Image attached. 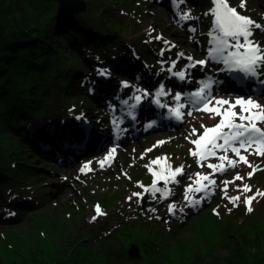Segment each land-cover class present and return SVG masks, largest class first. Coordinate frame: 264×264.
I'll return each instance as SVG.
<instances>
[{
  "label": "rangeland",
  "instance_id": "1",
  "mask_svg": "<svg viewBox=\"0 0 264 264\" xmlns=\"http://www.w3.org/2000/svg\"><path fill=\"white\" fill-rule=\"evenodd\" d=\"M83 1L84 10L73 15L85 12L87 7L92 5V8L88 9L91 10V14L101 16L103 22L107 23L103 14L106 10L107 13L116 16L115 19L122 28L120 29L122 32L117 34L120 41L130 46V43L134 44L142 39L150 50L152 47L162 50L160 51L163 62L148 53L147 48L145 49L147 58L145 61L141 59L145 66L150 62L153 63L150 67L156 66L154 71L158 77L154 76L151 85L147 87L137 85L133 79L124 77L122 80L129 86L121 85L126 88L134 85L139 91L151 92L155 85L165 82L162 84L169 91L164 98L165 103L173 99L175 88L192 87L196 84V78L208 75L206 62L200 52H206L207 58L206 54L212 45V33L219 36L221 44L219 49L224 48L225 39L235 38L236 47L259 58L258 62L264 69V7L260 5V0L222 1L230 7L229 12H234L236 14L234 16L241 21L238 28L237 25H233L234 18L225 15L227 23H230V27L227 26L228 32H224L216 20L214 0H180L175 21L169 17L171 5L159 4L157 0H116L120 5H115L114 0ZM131 1L132 8L128 7ZM11 2L17 14L31 13L33 16L46 14L43 21L48 15L57 13V0H11ZM181 4L183 10H180ZM190 4L198 5V17L201 18L203 27L196 25V22H199L198 17L187 10ZM68 14L61 12L57 18L48 22L49 26L65 24L62 15ZM185 17L188 20L183 23L182 19ZM83 21L92 29L93 25L88 19L84 18ZM192 32L199 33L191 34ZM82 38L80 44L84 48L89 64L97 57V53L90 37ZM177 55L181 59L185 58L183 64ZM138 57L142 58L139 52ZM69 59L72 61L64 64V69H69L71 73L76 70L83 74L91 73L92 65L86 66L81 60L79 63L74 56ZM194 60L202 65L201 72L193 77L195 78L193 82L188 83V79H185L181 85L177 84V73L171 79V69H184ZM221 60L225 64V60ZM165 75L168 76L167 79L163 78ZM215 75L224 80L220 87L226 91L223 97L232 95L230 88L233 85L227 84L229 78L226 71L218 74L216 72ZM259 77L264 78V73H259ZM116 79L119 81L121 77L117 76ZM170 81H174L175 84ZM56 91L58 96L60 88L57 87ZM137 91L128 92L130 101L134 100L132 96ZM260 92L263 99L254 98L253 107L240 105L239 99L245 96L237 95L235 99L239 107L232 117L241 120L240 115L246 112L250 116L257 111L264 113V96L261 89ZM216 95L218 93L214 91L210 98ZM150 96L151 94L146 99L148 104ZM75 97L77 98L56 97V102L44 107L40 119L46 118L45 124L42 121V125L46 127L48 125L47 128L54 134L58 129L72 127L73 123L77 126L75 120L78 119L83 127L76 129L78 131L76 136L66 133L64 135L66 137L60 138L56 134L57 138H60L58 144L50 145L44 140L45 147L40 146V150L30 148L26 139L20 141L19 138L13 137L16 140L14 152L27 159L30 173L25 175L27 179L22 182L13 183L11 180L7 183L6 186L12 191V196L4 192L6 186L3 188L0 186L1 215L7 214L9 217V214H12L10 207L6 206L9 204L26 209L20 210L25 213L21 222L12 227H0L2 257L6 259L13 257V247L25 251L35 244H45L48 247V242L57 244L66 239L72 241L82 236H87V239L93 238L95 231L91 227L102 225L108 219L117 220L116 227L121 230L120 236L117 235L119 238L116 236L118 242L112 247H123L127 253L130 245L134 244L141 255L149 250V247L154 246L153 240L159 243V249L166 250L163 254L168 263L201 264L204 261L212 263L211 259L214 256L225 258L229 253H234L235 249V252L242 251L245 256L251 258L257 251L264 249V196L260 189L261 186L264 188V149L234 151L215 143L212 145L214 155L202 156L196 152L193 145V139L198 134H204L206 129L213 130L220 126L219 129L224 128L222 113H218L211 123L195 111L181 110L179 114L183 119L179 126L167 131L146 133L130 144H125L124 148L120 146L116 151L101 154L105 144L109 143L107 144L109 147L114 140V137L108 136L109 130H113L114 126L113 124L107 126L110 113L104 115L102 109L95 103L89 99L87 102L84 101L83 98L86 96L82 94L77 93ZM123 98L125 96L117 100L120 101L122 110L123 106H127L126 103L122 104ZM257 103H260L261 107H258ZM80 105L84 106V110ZM113 106L120 108L117 102ZM107 107L111 108L112 104H108ZM70 112H75L79 117ZM138 114H141L138 119L140 122L142 110ZM115 115L118 116L117 113ZM122 116L126 118V113H122L120 117ZM86 121L96 122L103 129L95 126L93 134L90 137L86 136L83 130L89 126ZM218 122L221 124L218 125ZM257 122L264 128V121ZM30 123L32 121L27 124ZM83 140L94 141L97 147L86 153L78 152ZM158 140L159 143L156 144ZM125 141L126 137L121 143ZM118 142L120 143L119 140ZM135 146L139 150H135ZM76 148L78 149L75 150ZM41 149L48 150L42 153ZM98 150H101V153ZM244 152H247L248 159H241L245 155ZM128 153L130 155L123 160V155ZM227 154H231L234 160L229 158L223 162ZM107 158H113L111 165L106 164ZM14 161L16 163L17 159L0 157V168H12L15 165ZM85 167H89L90 171L84 173L82 168ZM148 168L151 172L147 171ZM161 177L165 178V181H161ZM26 201L32 204L28 205ZM141 202L152 206L143 209ZM32 206L33 210L30 209ZM235 241L237 245L233 248Z\"/></svg>",
  "mask_w": 264,
  "mask_h": 264
},
{
  "label": "trees",
  "instance_id": "2",
  "mask_svg": "<svg viewBox=\"0 0 264 264\" xmlns=\"http://www.w3.org/2000/svg\"><path fill=\"white\" fill-rule=\"evenodd\" d=\"M129 4L128 7L132 8L133 2ZM115 5L120 3L116 2ZM91 8L92 5L88 6L85 12L80 13L93 25L91 32L86 36L90 37L95 51L112 61V65L116 67L118 62L114 57L117 53L116 42L119 38L117 32L107 28L106 24L110 23V27L114 29L122 28L116 21L115 15L112 16L105 10L103 14L107 19L106 23L101 16L91 14V10H88ZM60 13L54 12L43 21L46 14L39 16H33L31 13L17 14L11 0H0V157L17 159L12 168H0L2 188L11 180L13 183L22 182L26 178L25 175L30 173V164L27 159L14 152L13 146L16 140L13 137L19 138L20 141L26 139L28 146L32 149L40 150V146L44 147V140L53 145V132L46 127L47 132H40L44 127L42 123L46 122L45 117L40 119L44 107L56 102L58 96L61 99L77 98L75 97L77 96L76 86L78 88L79 83L77 79L83 73L76 70L75 76L69 69L63 68L64 64L72 61L69 59L71 56L81 63L80 59L74 53L72 54L73 50L70 46L75 37L73 32L55 31L52 25L48 24ZM127 47L133 48L135 52L139 49L138 52L142 57L139 61L144 65L141 59L145 60L148 56L145 52L146 43L141 39ZM122 51L119 54H122ZM77 67L79 68L78 63ZM57 87L60 88L58 96ZM83 99L86 102L89 101L87 97ZM29 121L32 123L27 124ZM44 151L41 149L42 153H45ZM4 190L7 195L12 196L9 186H6ZM27 204L32 203L27 202ZM6 206L10 207L12 214H9V217L7 214L4 216L0 214V227H12L24 219L25 213L20 210H26L25 208L19 209L17 205L10 204ZM30 209L33 210V206ZM4 218L5 221H3ZM116 224L117 220L108 219L102 225L92 226L95 233L90 239L82 236L72 241L66 239L57 244L48 242V247L45 244H35L25 251L19 247H13V257L6 259L0 255V264H175L167 262L163 254L166 250L159 249V243L153 240L154 246L149 247V250L144 251L139 257H129L123 247H112L118 242L117 235L120 236L121 231ZM236 245L237 241L233 242V248ZM235 251L236 249L225 258L214 256L211 259L212 263L204 261L201 264H264V249L257 251V254L251 258L245 256L242 251Z\"/></svg>",
  "mask_w": 264,
  "mask_h": 264
},
{
  "label": "bare ground",
  "instance_id": "3",
  "mask_svg": "<svg viewBox=\"0 0 264 264\" xmlns=\"http://www.w3.org/2000/svg\"><path fill=\"white\" fill-rule=\"evenodd\" d=\"M157 2L160 4L165 3V5L169 4L170 5V1L169 0H157ZM198 4V2H197ZM180 10H183L182 4L180 6ZM190 13L195 14L194 16L198 17V12H199V7L196 4H193V6L190 4L188 9H187ZM64 19L65 24H59L57 23V26L54 27L52 26V29L55 31H66V32H73L72 34L74 35V40L73 42L70 44V46L72 47V50L75 54V56H77L80 60H82L85 65L89 66L92 65L91 67V73L90 74H81V77L78 78V88L76 86V93L78 94H82L84 96H86L92 103H95L96 106H99L100 109H102V112L104 115H109L110 113V108L107 107L108 104H112V107L114 108V113H117L118 116H121L123 113L122 105H120V101H117L118 99H121L122 97L125 96V98L122 99V104H125L127 106H123V108H134V107H138L136 104H134V101H130V99L128 98L127 94L128 92H130L131 90H135L134 85L132 87H125L123 85H121L116 77L117 76H123L125 78L128 79H133V81L137 84V85H144V86H148L151 85L153 82V79L156 77H158L157 74H155V71L148 69L147 67L143 66L140 61L139 58L136 54V52L134 51L133 48L129 47L128 49V45L125 44L124 42L120 41V39L117 40L116 42V55H115V60L118 62V64L115 66H113L112 61L107 60L104 55L97 53V57H94L93 60L90 61V63L88 64L87 61V57L86 54H84V48L81 46L80 41L82 42L81 38L83 36H85L87 33L91 32L92 29H90L89 25L83 21L84 17L81 16V14H76V15H62ZM178 13L177 12H172L171 15L169 16L170 19L172 21H175V19L177 18ZM61 19V20H62ZM192 21H194L195 23V19H193ZM198 21L196 22V25L198 27H203L204 24L201 21V18L198 17ZM68 22V23H66ZM245 28V22H242ZM181 25V24H180ZM180 25H178V27H180ZM195 33H199V32H195ZM195 33H191V34H195ZM99 35H102L99 33ZM226 36V35H224ZM218 34L216 33H212V39H211V46H210V50L207 52L205 57V53L206 52H200L202 54L203 60L206 62L208 71L207 74L208 76L211 78L212 80V88L214 91H216L218 93V95H216L214 98H210V99H206V102L202 103L199 107H197L194 111L196 113H198L200 115V117H204L206 118L208 121H210L212 123V121L216 118L218 113H222V117L225 116H233L236 113V109L239 107L238 103L235 99V95L232 93V95H226L223 97V90L220 89V87L223 85L224 80L221 79L222 77L220 76H216V72L221 73L222 71H226L227 69L231 68L234 65V62L230 60V58L234 55V53H236L237 51H239L240 49H238V47H236L235 42L237 41L235 38H231L228 37V39H225L223 41L226 42L230 41L231 45L228 48H222L219 49L221 44H220V40ZM147 48L148 53H150L153 57H155L157 60H161L163 62V57L161 55V49H155L152 47V49L150 50V47L146 46L145 49ZM213 49H216V51L214 52ZM122 51V54H119V52ZM161 50V51H160ZM244 53H247V51H245ZM178 59L180 60V62L183 64L185 62V58L181 59L180 56H178ZM206 59V60H205ZM221 59L225 60V64L222 62ZM259 59V58H258ZM258 59H255L254 61V65H255V73L259 74V73H264V69L261 67L260 63L258 62ZM136 60V61H135ZM202 65V64H200ZM199 64H195L192 69H189L187 66H185V68H180L177 70H172L171 69V79H173V77L175 76V73L178 72H182L184 73V75H187L185 79H188V83L193 82V80L195 78H193L194 76L196 77V75L198 76V74L201 72V67ZM204 65V66H206ZM72 74H74L76 76V71L72 72ZM102 74V75H101ZM170 74V72H169ZM155 76V77H154ZM253 76V75H252ZM168 76H164L163 78L167 79ZM173 84H175L174 81H170ZM227 84H232L233 86H231L232 90H236L238 89V85L235 83H232L231 80L226 81ZM165 83V82H162ZM177 84L178 81H176ZM254 84H256L257 86L260 87V89L263 91V95L264 96V79L260 78L259 76H257V78L254 77ZM186 84V83H184ZM136 85V86H137ZM141 86V87H142ZM220 98L226 99L227 102L224 105H221L218 100ZM260 100L263 99L262 97H258ZM240 99H244V98H240ZM208 100V101H207ZM117 102L118 106H120V108H115L113 105H115V103ZM258 107H261L260 103H257ZM111 107V108H112ZM108 117V116H106ZM183 119V118H182ZM121 129L123 128V130H121L118 134L114 133L113 130H109V134L108 136L114 137L117 140L120 141V145L118 147L116 146H109L107 147V144H105V147L103 150V152L101 154H107V153H111L113 151H116L120 146H122L124 148L125 144H130V142L134 141L132 136H131V131L133 129L130 128V125L133 122H129L126 118H124L122 116L121 118ZM75 122L77 123V126L72 125V127H68L66 129H58L55 131L56 134H58L60 136V138L66 137L64 135H66V133L68 135H74L76 136V129H82L83 124L77 119L75 120ZM108 122V121H107ZM47 124V123H46ZM114 123H107V126L111 125ZM221 123L218 122V125H220ZM46 126H44L40 132H47ZM85 127V126H84ZM221 127V126H220ZM220 127L213 129V130H209L206 129L207 131L204 133L205 135H207L208 139H210L211 134L215 133ZM39 126H37V131H38ZM75 128V129H74ZM83 130H85V134L86 136H89L93 134L94 132V127L92 126H86L85 128H83ZM51 131V130H50ZM87 131V132H86ZM56 134H52V136H54V140H53V145H57L58 144V139L60 140V138H57ZM126 137V141L124 143H121V140L123 138ZM93 139V137H92ZM172 140H175L174 138H172ZM96 142H98L96 140ZM94 147H97V145H95V142H89V140H83V142L81 143L78 152L84 151L85 153L88 151H91L92 149H94ZM49 149V148H48ZM47 149V150H48ZM78 148H76L75 150H77ZM135 150H139L138 147L135 146L134 148ZM46 150V151H47ZM263 150V149H261ZM125 151V150H124ZM245 155L244 157H242L241 159H248L247 157V152H244ZM50 155V153H48ZM128 155H130V153L123 155V160L127 159ZM51 156V155H50ZM231 154H227V158H224V160H222L223 162H225L227 159H233ZM131 159H133V157L131 156ZM229 164V162H228ZM227 164V165H228ZM227 165L225 167H227ZM262 195L264 196V188L261 186L260 187Z\"/></svg>",
  "mask_w": 264,
  "mask_h": 264
},
{
  "label": "water",
  "instance_id": "4",
  "mask_svg": "<svg viewBox=\"0 0 264 264\" xmlns=\"http://www.w3.org/2000/svg\"><path fill=\"white\" fill-rule=\"evenodd\" d=\"M83 2H84L83 0H57V12L69 13L70 15H73L76 12H81L84 10ZM216 3H217V20L219 21L224 31L228 32L227 26L229 27L230 23L229 24L227 23L228 20L226 19L225 15H229V16L231 15L228 13L227 7L223 5L219 0H216ZM233 25H236L235 19L233 21ZM110 26L111 25H108L107 28H111L113 31L117 32V34L118 33L120 34L122 32L120 28L116 27L114 29ZM80 108L84 110V107L81 105H80ZM70 113L77 115L75 112H70ZM77 117L79 116L77 115ZM77 117H73V118H77ZM85 123L87 124L88 121H86ZM140 205H141V208L143 209H148L149 207L152 206V204L146 205L145 203H142V202L140 203ZM127 255L129 257H138L140 254H139L138 248L134 244H131L127 250Z\"/></svg>",
  "mask_w": 264,
  "mask_h": 264
}]
</instances>
